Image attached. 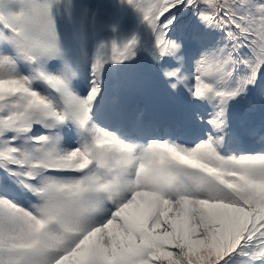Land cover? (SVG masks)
Returning <instances> with one entry per match:
<instances>
[{
  "label": "snow or ice",
  "instance_id": "snow-or-ice-1",
  "mask_svg": "<svg viewBox=\"0 0 264 264\" xmlns=\"http://www.w3.org/2000/svg\"><path fill=\"white\" fill-rule=\"evenodd\" d=\"M141 60L193 140L101 121ZM257 93L264 0H0V264H264V124L231 146ZM154 166L165 190L140 182Z\"/></svg>",
  "mask_w": 264,
  "mask_h": 264
},
{
  "label": "rangeland",
  "instance_id": "rangeland-1",
  "mask_svg": "<svg viewBox=\"0 0 264 264\" xmlns=\"http://www.w3.org/2000/svg\"><path fill=\"white\" fill-rule=\"evenodd\" d=\"M156 71L151 64L148 65L144 60H141L136 64L130 65L123 72L115 74L112 77L114 94L109 101V115L106 118L101 115V121L104 124H114V126L119 128L120 122L128 123V120H131L129 128L135 121H138L143 126L146 118L143 117V114H136L135 111H132L128 119H125V116L129 107L133 109L137 107L133 99L136 93L144 91L150 96L148 100V116L154 119L155 124L167 130L178 128L182 133V137L185 136L191 120L184 114L183 106L179 103L177 91L172 90L170 92V101L163 97V88L168 86ZM161 79L163 84L160 82ZM118 93H121V98H113ZM233 119L236 120V123H233ZM242 119L249 120L251 126H253L254 122H264V103L261 102L258 93L234 109L232 114L233 127ZM195 129L200 132L198 124L195 125Z\"/></svg>",
  "mask_w": 264,
  "mask_h": 264
},
{
  "label": "clouds",
  "instance_id": "clouds-1",
  "mask_svg": "<svg viewBox=\"0 0 264 264\" xmlns=\"http://www.w3.org/2000/svg\"><path fill=\"white\" fill-rule=\"evenodd\" d=\"M163 84V81H160ZM163 90H167V88H163ZM118 97V99L121 98V93L115 94L113 98ZM149 94L144 92V91H139L136 93L135 97L133 98L135 100L136 103V108L133 109L132 107H129L127 110V114L125 116V119H128L129 115L131 114L132 111H135L136 114H142V111H146L144 114V125L143 130H144V135L145 136H154L155 133H161L164 134L166 131H168L167 129H164L161 126H157L154 122V119H152L151 117H149V112H148V100H149ZM163 97L167 100L170 101L171 100V96L170 95H163ZM179 103L180 105L183 106L184 109V114L191 120L190 125L189 126H195L197 123L195 121H193L191 119V113L193 111V106L190 105L187 100L185 99V96L183 93L179 94ZM157 111H158V107H157ZM102 116H104L105 118L109 115V103L106 106L104 112L101 114ZM148 117H147V116ZM130 121L128 120L126 122H120V128L122 129H129V125H130ZM236 122V120H235ZM238 122H244L246 123L244 126H242L243 128H235L239 133H240V138L236 141H234V143L231 145L233 148H237V147H244V146H254V138L251 136H248L246 134V130L253 128L254 126L250 125L249 120L247 119H242L241 121ZM264 124L263 123H257V126H255L254 128L259 129V127ZM110 127H116L111 124H107ZM184 140V136L182 137ZM132 175L130 170L127 169H123L118 173H113L111 176L108 177V183L110 184L113 194L114 195H120L123 191V186L127 183L129 177ZM163 175L162 171L159 169V166H154L153 170L149 173H146L145 175H143L141 177V183L144 184L145 186H148L150 188H153L154 190H158V191H162L165 190V186L160 183V178Z\"/></svg>",
  "mask_w": 264,
  "mask_h": 264
},
{
  "label": "trees",
  "instance_id": "trees-1",
  "mask_svg": "<svg viewBox=\"0 0 264 264\" xmlns=\"http://www.w3.org/2000/svg\"><path fill=\"white\" fill-rule=\"evenodd\" d=\"M144 62L146 63V64H150L147 60H144ZM156 73H158V71H156ZM162 80V79H161ZM160 80V81H161ZM170 92H172V90L169 88V87H167V90H163L162 91V95H170ZM178 92V91H177ZM180 93H183V92H178V94H180ZM233 112H234V110H233ZM233 123H236L235 122V119H233ZM246 123H244V122H237V124L234 126V128H243L242 126H244ZM253 126L255 127V126H257V122H254L253 123Z\"/></svg>",
  "mask_w": 264,
  "mask_h": 264
}]
</instances>
